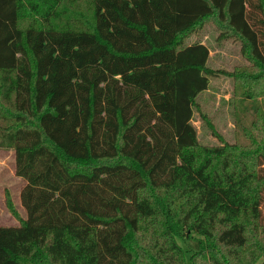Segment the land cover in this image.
I'll use <instances>...</instances> for the list:
<instances>
[{
    "label": "trees",
    "instance_id": "1",
    "mask_svg": "<svg viewBox=\"0 0 264 264\" xmlns=\"http://www.w3.org/2000/svg\"><path fill=\"white\" fill-rule=\"evenodd\" d=\"M226 46L255 105L264 0H0V150L25 183L0 264H264V113L241 143L191 124Z\"/></svg>",
    "mask_w": 264,
    "mask_h": 264
},
{
    "label": "rangeland",
    "instance_id": "2",
    "mask_svg": "<svg viewBox=\"0 0 264 264\" xmlns=\"http://www.w3.org/2000/svg\"><path fill=\"white\" fill-rule=\"evenodd\" d=\"M211 39V37H210ZM209 39V47H213L212 40ZM204 42H207L206 39ZM211 50V49H210ZM210 66L213 70H230L235 65L244 66L237 50L232 46L222 49H212L210 53ZM217 75L209 81L208 89L196 100L198 105L195 109L191 124L196 130L197 139L202 146H216L220 144L218 138L212 134L203 124L202 115L207 116L213 124L216 134L224 141L234 144L243 141L242 127L250 126L255 118L256 106L264 113V94L261 95L256 104H250L243 98L241 90L234 86L233 82L219 71ZM14 156L12 152L0 150V227H10L18 225L6 207L5 193L8 192L12 198L14 207L21 218L25 217V212L20 203V192L25 183L14 173ZM197 236L191 235L190 239L178 241L183 248L188 259L194 252H197ZM264 238V230H263Z\"/></svg>",
    "mask_w": 264,
    "mask_h": 264
}]
</instances>
